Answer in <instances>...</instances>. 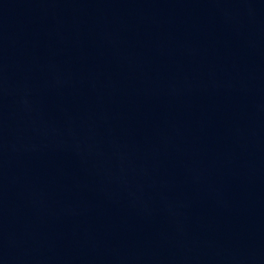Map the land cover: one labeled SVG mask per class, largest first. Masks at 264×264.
I'll list each match as a JSON object with an SVG mask.
<instances>
[{
	"label": "water",
	"instance_id": "water-1",
	"mask_svg": "<svg viewBox=\"0 0 264 264\" xmlns=\"http://www.w3.org/2000/svg\"><path fill=\"white\" fill-rule=\"evenodd\" d=\"M0 264H264V0H0Z\"/></svg>",
	"mask_w": 264,
	"mask_h": 264
}]
</instances>
